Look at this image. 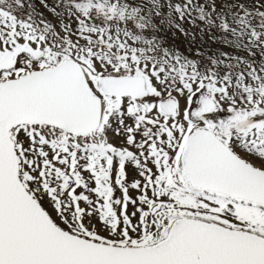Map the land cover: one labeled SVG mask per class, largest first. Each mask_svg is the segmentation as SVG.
Returning a JSON list of instances; mask_svg holds the SVG:
<instances>
[{"label": "snow or ice", "instance_id": "obj_1", "mask_svg": "<svg viewBox=\"0 0 264 264\" xmlns=\"http://www.w3.org/2000/svg\"><path fill=\"white\" fill-rule=\"evenodd\" d=\"M0 264H264V0H0Z\"/></svg>", "mask_w": 264, "mask_h": 264}]
</instances>
